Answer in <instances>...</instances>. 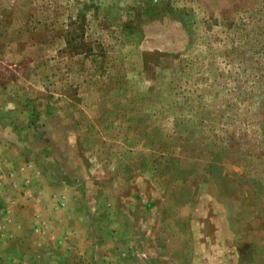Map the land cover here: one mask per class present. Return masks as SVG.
<instances>
[{"label": "rangeland", "instance_id": "rangeland-1", "mask_svg": "<svg viewBox=\"0 0 264 264\" xmlns=\"http://www.w3.org/2000/svg\"><path fill=\"white\" fill-rule=\"evenodd\" d=\"M0 154V264H264V0H0Z\"/></svg>", "mask_w": 264, "mask_h": 264}, {"label": "crops", "instance_id": "crops-1", "mask_svg": "<svg viewBox=\"0 0 264 264\" xmlns=\"http://www.w3.org/2000/svg\"><path fill=\"white\" fill-rule=\"evenodd\" d=\"M3 155H1L0 154V162L1 161H3L4 160V157H2ZM7 170V169H6ZM5 170V171H6ZM2 173V172H1ZM13 174V173H12ZM4 175H2V177H3ZM27 176V175H26ZM1 177V176H0ZM9 180H10V182H9V184L10 183H14V184H17V185H20L21 184V180L22 181H24V177H22L21 176V174H20V176L18 177V180L16 181V174L15 175H13V176H10V177H7ZM31 180H32V178H31ZM4 182V181H3ZM34 181L32 180V184H34L33 183ZM2 183V180L0 179V184ZM1 188H4L3 190L5 191V192H7V195H8V193L10 192V194H15V195H17L18 193H19V195L21 194V188L19 187V186H13V185H10V188H8L6 185H4V186H0V189ZM23 191V190H22ZM7 195H6V197H3L4 198V201L8 204V206H9V209H10V206H11V208H13V210H16L17 212H19V211H21V212H23L24 210H26V209H28L26 206V203H28V204H30V203H34V202H32V201H30V200H25L26 201V203H24L23 201H21V200H19V198H17V197H14V198H12V196H8L7 197ZM21 198L24 200V198L22 197V195H21ZM20 202V203H19ZM31 206H34V211H32L33 213H34V215H35V210H36V213H37V211L38 212H40L39 210V208L38 209H36L37 208V206H35L34 204H30ZM13 206V207H12ZM22 206H24V207H22ZM45 206V205H44ZM44 206L42 207V209L44 208ZM33 209V208H32ZM44 213V212H43ZM45 213H48V211H45ZM39 214V213H38ZM42 214V213H41ZM19 215H21V214H19ZM43 216H44V214H43ZM45 217V216H44ZM46 218H48V217H46ZM49 220H44L45 221V223H46V226H49L50 224H51V220H50V218H48ZM32 224L34 223V225L36 224V225H38V227L39 226H43V225H41V224H39V222H38V224H37V222L35 223L34 221H33V219H32V222H31ZM14 224H16V225H13V226H16V228H18V230L20 229V227H23V225H24V227L27 225H25V223H24V221H18V222H15ZM29 224V223H28ZM32 229H33V233L35 234L36 232H35V230H34V226L32 227ZM7 236H8V234H7ZM6 236V237H7ZM67 236V235H66ZM28 237H31V236H28ZM19 238V237H18ZM29 240V238H27V237H25L24 238V236L23 237H20V240L22 241V240ZM62 240H64L63 242H65V238H62V239H59V241H62ZM57 241V240H56ZM55 241V242H56ZM49 247V246H48ZM52 250V249H51ZM51 250L50 249H48V251L47 252H43V254L45 255V256H47V257H49V255H50V252H51ZM23 252V251H22ZM21 252V254L19 255V257H18V259H19V261L21 262V261H23V253ZM70 252H68V254H66L65 252H64V254H65V256L68 258V256L70 255L69 254ZM18 255V254H17ZM28 255L29 254H27L26 255V257H28ZM40 254L38 253V252H36L35 253V255H32L31 257L32 258H34L35 257V259H40L38 256H39ZM42 256V255H41ZM51 257H54V256H51ZM56 257V256H55ZM71 257V256H70ZM54 261L55 262H57L58 261V259L56 260V259H54ZM34 262V261H33ZM32 262V263H33ZM59 262H60V260H59ZM34 263H36V262H34ZM33 263V264H34ZM39 262H37V264H38ZM44 263V262H43ZM44 264H49V263H44Z\"/></svg>", "mask_w": 264, "mask_h": 264}]
</instances>
